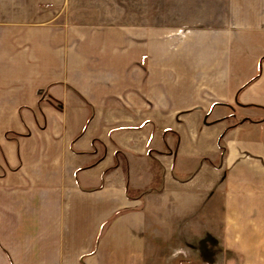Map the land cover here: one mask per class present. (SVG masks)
Wrapping results in <instances>:
<instances>
[{"label":"crops","instance_id":"obj_1","mask_svg":"<svg viewBox=\"0 0 264 264\" xmlns=\"http://www.w3.org/2000/svg\"><path fill=\"white\" fill-rule=\"evenodd\" d=\"M15 1L0 264H214L209 237L264 264V0H158L155 17L196 18L103 29L59 22L66 0ZM105 31L153 38H81Z\"/></svg>","mask_w":264,"mask_h":264},{"label":"rangeland","instance_id":"obj_2","mask_svg":"<svg viewBox=\"0 0 264 264\" xmlns=\"http://www.w3.org/2000/svg\"><path fill=\"white\" fill-rule=\"evenodd\" d=\"M16 1L14 0H0V8L11 7ZM168 1L162 0L166 4ZM158 3V0H66L64 11L58 16V21L65 24H76L81 26L97 27L100 29L106 27H114L121 25L136 26L137 24L144 23L146 27L151 26L154 21L161 23H180L188 18L182 15H161L155 17L152 14L153 4ZM15 7V6H12ZM18 8V7H17ZM143 10L144 15H137L138 11ZM31 18V17H30ZM39 18V17H38ZM88 34H96L97 40L101 41H128L130 50L135 51V42L137 39L145 38L146 42L152 40V32H81L82 40L92 39L87 37ZM86 36V37H85ZM139 37V38H138ZM105 43V42H104ZM191 245L192 241H189ZM198 248H203L208 251L207 259L210 263L214 264H232L238 263V257L230 254L222 247L218 238L209 237L203 241L194 242Z\"/></svg>","mask_w":264,"mask_h":264},{"label":"trees","instance_id":"obj_3","mask_svg":"<svg viewBox=\"0 0 264 264\" xmlns=\"http://www.w3.org/2000/svg\"><path fill=\"white\" fill-rule=\"evenodd\" d=\"M100 233H101V231H100ZM100 233L98 234V237H99Z\"/></svg>","mask_w":264,"mask_h":264}]
</instances>
